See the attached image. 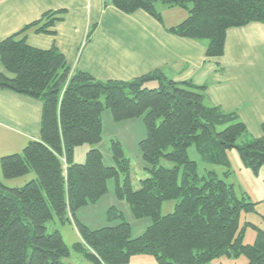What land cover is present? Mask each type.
I'll return each mask as SVG.
<instances>
[{
	"label": "trees",
	"instance_id": "trees-1",
	"mask_svg": "<svg viewBox=\"0 0 264 264\" xmlns=\"http://www.w3.org/2000/svg\"><path fill=\"white\" fill-rule=\"evenodd\" d=\"M110 2L124 15L142 11L162 24L153 0ZM160 3L187 12L186 19L165 30L205 42L207 59L224 55L227 30L264 25V0ZM65 16V10L45 12L0 41V91L41 103L39 140L28 142L20 154L0 157L4 179L35 176L22 187H5L0 181V264H66L63 259L70 249L58 231L47 233L46 223L53 215L61 223H71L78 210L108 193L109 179L115 180L116 198L127 203L135 219H149L150 225L132 238L129 223L115 208L109 209V217L121 222L113 227L90 230L75 221L80 242L72 249L82 253L86 264H130L138 255L153 257L154 264H209L240 255L248 264H264V231L247 224L256 230L252 245L242 243L243 230L239 231L240 213L254 211L256 203L238 199L233 185L213 171L199 175L197 163L187 156L193 146L202 162L228 168L226 152L236 149L243 165L256 173L264 167V122L261 137L254 138L236 111L207 103L205 86L177 83L159 72L125 82L98 81L72 71L56 48L27 44L29 31L54 35V25ZM151 81L156 88H145ZM104 109L114 122L143 116L146 137L139 150L146 176L138 188L132 184L130 160L120 143L111 142L110 166L92 147L101 141ZM85 144L91 149L84 161H74L75 147ZM163 161L172 167L161 165ZM172 200L177 201L173 212L162 215V204Z\"/></svg>",
	"mask_w": 264,
	"mask_h": 264
},
{
	"label": "crops",
	"instance_id": "crops-1",
	"mask_svg": "<svg viewBox=\"0 0 264 264\" xmlns=\"http://www.w3.org/2000/svg\"><path fill=\"white\" fill-rule=\"evenodd\" d=\"M153 1L162 24L142 11L124 15L110 0H0V41L45 12L65 10L64 21L52 29L54 35L31 30L27 44L41 50L56 48L72 71H83L98 81L125 82L159 72L177 83L205 86L207 103L236 111L251 136L261 137L264 25L250 23L227 30L224 55L207 59L205 42L166 32L182 17L175 18L181 8ZM0 72H4L1 64ZM40 117L39 101L0 91V152H17L39 140Z\"/></svg>",
	"mask_w": 264,
	"mask_h": 264
},
{
	"label": "rangeland",
	"instance_id": "rangeland-1",
	"mask_svg": "<svg viewBox=\"0 0 264 264\" xmlns=\"http://www.w3.org/2000/svg\"><path fill=\"white\" fill-rule=\"evenodd\" d=\"M176 10L178 11H176L175 18L178 19L179 17H182L176 22L175 26L186 19L184 10ZM156 86L157 84L152 81L144 84V87L148 89H154ZM101 102H103L102 99ZM101 124V141L99 144L92 147L97 148V150L101 152L104 164L110 166L113 164L110 151L111 142L115 141L120 143L125 158L130 160L132 184L135 188H138V181L146 176L144 171L146 165L141 158L139 150V142L146 137L143 116L114 122L111 117V112L104 109L101 113ZM88 148H90V145L87 144L75 147L73 151V159L76 161H84L85 153ZM21 150L22 149L10 153L0 152V157L12 155ZM187 156L190 160L197 163V171L199 175H203L206 171H213L219 179L227 184L233 185L235 196L238 199H245V202L247 203H256L254 211H242L239 215L238 221L239 231L243 230L242 243L244 245H252L256 238V230L247 224H251L255 228L264 231V167H261L256 173H254L243 165L236 149H230L226 152V159L229 163L228 168L202 162L196 154L193 146L188 148ZM161 165L172 167L171 164L165 161L161 162ZM227 172L229 173L227 174ZM34 177V174L30 173L29 175L20 178L6 180L2 176L0 170V181L5 187L11 188L14 187V185L22 187L26 183L32 181V178ZM180 178L181 176L179 177V180ZM119 180L122 182V177H120ZM107 188L108 193L104 197L99 199L96 203L78 210L75 213L74 219L70 218L71 223H61L54 215L52 219L46 223L45 226L47 233L58 231L64 243L70 249L69 257L63 259L64 263L86 264L82 253L72 249V246L75 243L80 242L77 230L75 229V221L85 225L90 230H97L103 227H113L121 222L119 219H112L109 217V209L115 208L118 213L122 214L124 221L129 223L132 238L140 236L146 227L150 225L149 219H135L127 203L119 201L116 198L114 193V179H109L107 181ZM176 203V200L164 202L161 207V214L166 215L173 212ZM130 264H154V259L148 255H138L131 259ZM209 264H248V262L244 256L240 255L237 257L222 256L212 260Z\"/></svg>",
	"mask_w": 264,
	"mask_h": 264
}]
</instances>
